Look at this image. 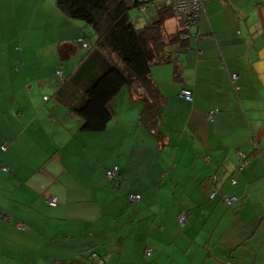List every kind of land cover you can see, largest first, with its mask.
<instances>
[{"label":"crops","instance_id":"crops-1","mask_svg":"<svg viewBox=\"0 0 264 264\" xmlns=\"http://www.w3.org/2000/svg\"><path fill=\"white\" fill-rule=\"evenodd\" d=\"M128 1L136 28L172 15L169 0ZM172 16L162 52L179 51L151 69L164 80L158 120H141L127 85L106 128L84 132L74 109L120 60L55 0H0V264H86V251L100 264H264V0H206L182 47L167 45Z\"/></svg>","mask_w":264,"mask_h":264},{"label":"trees","instance_id":"trees-1","mask_svg":"<svg viewBox=\"0 0 264 264\" xmlns=\"http://www.w3.org/2000/svg\"><path fill=\"white\" fill-rule=\"evenodd\" d=\"M55 4L67 17L92 26L96 35V45L109 50L120 60V65L107 67L97 75L93 84L85 89L83 105L74 109L82 119L81 130L101 132L106 128L112 116L110 101L123 85L130 87L137 85L139 91L142 90L140 94L147 97L141 120L149 121L150 124L158 120L161 100L155 102L150 99V96L158 95L151 79L150 67L155 63L173 62L172 53L179 51V48L169 50L171 54L166 56L162 52L166 45L162 22L172 15L160 10L156 22L136 28L128 17L131 6L128 0H55ZM135 5L136 2L133 3V6ZM182 30L180 25L175 36L167 40V45L174 43L182 47L184 41L182 36L187 31ZM4 219L11 220L6 216ZM16 227L21 228L23 224L18 221Z\"/></svg>","mask_w":264,"mask_h":264},{"label":"built area","instance_id":"built-area-1","mask_svg":"<svg viewBox=\"0 0 264 264\" xmlns=\"http://www.w3.org/2000/svg\"><path fill=\"white\" fill-rule=\"evenodd\" d=\"M206 0H169V6L171 9V13L173 14V16L177 17L180 21V25L182 26V31H189V28L194 25L198 19L199 16L201 15V13L204 10V4H205ZM187 31L186 33H184L185 35H183L182 37L185 39L187 36ZM79 42L81 43V45L85 48L89 47V43L87 41H85V39L80 38ZM55 74L61 77L62 74V70L61 67H58L55 71ZM237 79V74L233 73L230 75V81L231 83L235 86V82ZM180 96L185 100V101H192L193 98V94L192 91L189 89H182L180 91ZM217 110H212L210 111L207 115L206 118L208 120H213L214 115L216 114ZM5 170V169H4ZM118 173V169L116 166H114L112 169L107 170L106 171V176L108 178L113 179ZM216 194V190L214 189L211 193H210V198H213ZM130 200L134 201V200H139L140 199V195L137 194H130ZM220 201L224 204H226L227 206H232L235 203L238 202V198L237 197H226L225 195H222L220 198ZM57 203L56 197H49L48 198V204L51 206H55ZM186 220V214L181 212L177 215V222L179 225H184ZM147 256L151 255V249H147L146 251ZM99 263H101L102 261L99 260Z\"/></svg>","mask_w":264,"mask_h":264},{"label":"rangeland","instance_id":"rangeland-1","mask_svg":"<svg viewBox=\"0 0 264 264\" xmlns=\"http://www.w3.org/2000/svg\"><path fill=\"white\" fill-rule=\"evenodd\" d=\"M163 2H165V0H162ZM167 1V0H166ZM169 8H170V6H169ZM132 9H134V10H136V11H138L139 9H137V8H132ZM170 11H171V9H170ZM172 14V13H171ZM148 15V14H147ZM173 15V14H172ZM173 17V16H172ZM175 17V16H174ZM66 62L67 63H69V60H66ZM159 64H165V63H158V64H153V65H151V67H150V69H152L154 66H158ZM12 66L14 67V66H16V65H13L12 64ZM161 72H160V75H158L159 77L161 76V75H163V73H166L165 72V70H160ZM58 76V75H57ZM152 79V78H151ZM165 80L167 79V76L164 78ZM152 82H153V84H154V87H156V89H157V91H158V95L157 96H150V99L151 100H153V101H155V102H158V101H160L161 100V106H162V101H163V99H164V96H163V92H162V89L163 88H161L162 86L160 85V84H163L164 83V80H159V79H153L152 80ZM158 84H157V83ZM126 87H128L127 85H124L123 87H122V89H121V91L122 90H124ZM232 88H234L233 86H232ZM140 91H142L141 89H140ZM121 94H122V92H120L119 91V93L117 94V95H115L114 96V100L116 99V105L117 106H121V100H120V97H121ZM143 96V95H142ZM140 97V99H139V103L140 104H143L144 105V103H145V98H147V97H145V96H143V97ZM181 97V96H180ZM182 98V97H181ZM183 99V98H182ZM44 100H48V97L47 96H45L44 97ZM184 100V99H183ZM263 112H264V110H263ZM260 113V115L259 116H262V111H260L259 112ZM259 123H262V121H261V119L259 120ZM167 132H169V131H167ZM258 141V140H257ZM257 141H256V143H257ZM258 151L260 152V155H261V150H260V148H259V146H258ZM99 191H97L96 190V193H98ZM76 261L77 262H80V261H82V259L83 260H85V262H86V264H96V263H99L98 261L100 260L99 259V257L97 256V254L95 253V252H85L84 254H79L76 258ZM55 264H58V263H55ZM65 264H68L67 262H65ZM100 264V263H99Z\"/></svg>","mask_w":264,"mask_h":264},{"label":"clouds","instance_id":"clouds-1","mask_svg":"<svg viewBox=\"0 0 264 264\" xmlns=\"http://www.w3.org/2000/svg\"><path fill=\"white\" fill-rule=\"evenodd\" d=\"M238 201H239V199H238ZM236 204V203H235ZM152 252V251H151Z\"/></svg>","mask_w":264,"mask_h":264}]
</instances>
